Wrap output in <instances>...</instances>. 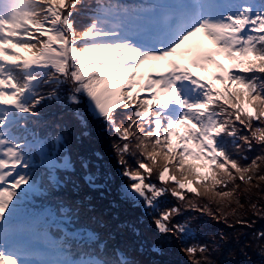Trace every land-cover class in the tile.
<instances>
[{
	"label": "snow or ice",
	"instance_id": "obj_1",
	"mask_svg": "<svg viewBox=\"0 0 264 264\" xmlns=\"http://www.w3.org/2000/svg\"><path fill=\"white\" fill-rule=\"evenodd\" d=\"M198 34L209 43L191 39ZM53 102L75 106L82 128V103L103 122L123 198L185 244L188 264H210L179 217L183 207L226 221L233 203L243 207L241 191L264 184V0H0V264H134L74 227L90 205L60 199L56 214L32 210L35 198L77 187L63 113L42 119ZM84 180L98 189L107 176ZM165 195L179 205L161 206ZM52 228L56 258H42L32 236Z\"/></svg>",
	"mask_w": 264,
	"mask_h": 264
},
{
	"label": "trees",
	"instance_id": "obj_2",
	"mask_svg": "<svg viewBox=\"0 0 264 264\" xmlns=\"http://www.w3.org/2000/svg\"><path fill=\"white\" fill-rule=\"evenodd\" d=\"M81 106L87 125L92 129L87 137L91 146L75 144V149H77V155L82 154L81 161L88 162L90 172L95 173L97 172L95 168H98L102 177L107 176L106 187L108 189L90 187L81 177L84 168L78 159L77 162L74 161L75 170L70 173L72 181L77 185L76 189L74 190L72 184L68 183L62 190H58L61 195L51 201L65 199L81 204L84 209L90 205L91 210L82 211L75 225L94 229L101 243L109 249L120 248L134 264H188V258L181 250L185 244L176 237L159 233L152 223L151 216L146 214L140 205H135L134 202L120 196L119 185L122 183L116 169L120 166L116 157L108 158V154L113 151L112 144L116 138L106 129L102 121L94 119L87 112L84 104ZM73 107L75 106H67L61 110L57 104L51 103L41 110L42 119L45 121H54L63 113L64 123L67 124L65 135L68 148L70 141L75 143L76 134L81 135L82 131V127L70 117V110ZM54 109L55 112L43 114ZM96 150L100 151V156L94 155L96 161H100L97 166L88 155V153L95 154ZM255 154L257 153H249V158ZM153 182H156L154 177ZM237 183L240 182L237 181ZM253 183L256 181L254 180ZM243 188L244 185L241 184V189ZM261 196H264V184L258 190L256 189V195L253 199L249 198V201L246 199V194L241 191L239 199L243 207L240 208L233 203L232 206L236 208V212L226 221L216 219L214 221L206 214L199 216V211L182 207L180 222L184 218H192L199 224L195 240H188L187 243H193L196 240L199 243H206L209 248L207 258L210 264H264V239L258 235L264 233V215H257L250 207L255 203L256 208L260 206L264 208V201L262 202L259 198ZM38 199L43 203L48 201L42 197ZM160 203L161 206L179 205V201L171 195L162 197ZM238 220L246 221V223H237ZM152 244H157L160 252L152 250ZM72 255L78 256L76 249H73Z\"/></svg>",
	"mask_w": 264,
	"mask_h": 264
},
{
	"label": "rangeland",
	"instance_id": "obj_3",
	"mask_svg": "<svg viewBox=\"0 0 264 264\" xmlns=\"http://www.w3.org/2000/svg\"><path fill=\"white\" fill-rule=\"evenodd\" d=\"M219 86V85H218ZM53 103H55V102H53ZM55 104H57V103H55ZM82 105V104H81ZM81 105H79V110L82 112V114L83 115H85L84 114V112H83V110H82V106ZM57 106H59V107H61L60 109L61 110H63V108H65V107H62L60 104H57ZM86 107V106H85ZM56 110L54 109V110H49V111H46V112H44L43 114H46V113H52V112H55ZM84 119H85V121H86V118H85V116H84ZM64 122V121H63ZM92 129L90 128V127H88V125H87V122H86V127H83L82 128V131H81V133L82 132H87L88 134L87 135H77L76 134V139H77V141H75V143H73L72 141H70V147L68 148V154L71 156V158H72V161H78V159L80 160V161H78V162H80V164H81V155H77V149H75V144H77V145H79V144H87V145H90L91 146V144H89V142H88V136H89V134H90V131H91ZM87 141V142H86ZM78 147V146H77ZM72 152V153H71ZM100 152V151H99ZM99 152L96 150V152H95V154H92V153H88V155L90 156V158L93 160V163L97 166L99 163H100V161H96L97 159H95V157H94V155H98V156H100L99 155ZM102 152V151H101ZM73 153H75L74 155H72ZM116 156H115V153L112 151V152H110L109 154H108V158H115ZM95 159V160H94ZM84 161H86V160H84ZM101 163H102V161H101ZM74 166H75V164H74ZM103 166H105V167H107L106 165H103ZM108 168V167H107ZM98 169V168H97ZM97 169L95 168V171H97ZM117 169V171L119 172L118 174H119V176H120V171H121V168H119V167H117L116 168ZM87 172H90L89 171V168L87 169V170H85L84 169V172H83V175L81 176L82 177V179L84 180V176L87 174ZM121 177V176H120ZM109 178V177H108ZM85 181V180H84ZM86 182V181H85ZM87 183V182H86ZM121 183H126V181L121 177ZM88 184V183H87ZM72 186V185H71ZM122 188V186L121 185H119V191H120V189ZM74 190L76 189V188H73ZM105 189H108V187H106L105 186ZM258 190V189H257ZM256 195V189H253V191L250 193V194H246V199L249 201V198H251V199H253L254 198V196ZM260 195V194H259ZM120 196H122V191H120ZM260 198V200H262V202L264 201V196H261V197H259ZM57 202V201H56ZM56 202H53V201H50V200H48V201H46V203H49L50 205H52L53 207H55V204H56ZM135 205H136V203H134ZM141 206V209L144 211V208H143V206L142 205H140ZM233 208H235L234 206H232ZM257 209H264L263 208V206H260V207H257ZM240 213H241V211H240ZM198 215L199 216H202L201 215V213H198ZM185 220H190V224H191V227L193 228V235L195 236L196 235V233H197V229L199 228V224L195 221V220H193L192 218H184L183 219V221H185ZM214 221H216L215 219H213ZM157 230V229H156ZM195 242H197V240L195 241ZM194 243V242H193ZM203 244H206V243H203ZM151 249L152 250H156L157 252H160V249H159V246L157 245V244H152V246H151Z\"/></svg>",
	"mask_w": 264,
	"mask_h": 264
},
{
	"label": "bare ground",
	"instance_id": "obj_4",
	"mask_svg": "<svg viewBox=\"0 0 264 264\" xmlns=\"http://www.w3.org/2000/svg\"><path fill=\"white\" fill-rule=\"evenodd\" d=\"M193 41L196 40H201L203 41L205 44H208L209 42L206 40V38L202 37L201 35H197L196 37L191 38ZM218 59L221 60V62L225 63V65H227L229 62L224 59L223 57H218ZM162 64V62H157V67H160ZM194 71H197L199 74L207 76L209 75V72H201L199 69H194ZM209 71H211V69H209ZM39 232L37 231L35 234H33L32 236V241L35 243V245L37 246V248L40 250V252L43 254L42 258H56L55 257V253L51 248H46V240L48 239L47 234H45V232H43L41 234V238H37L38 237ZM48 245V244H47Z\"/></svg>",
	"mask_w": 264,
	"mask_h": 264
}]
</instances>
